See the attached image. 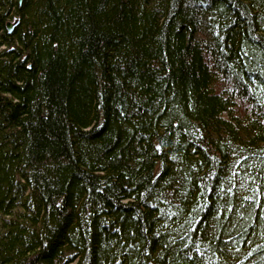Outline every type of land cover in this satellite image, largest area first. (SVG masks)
I'll return each instance as SVG.
<instances>
[{"label": "trees", "instance_id": "obj_1", "mask_svg": "<svg viewBox=\"0 0 264 264\" xmlns=\"http://www.w3.org/2000/svg\"><path fill=\"white\" fill-rule=\"evenodd\" d=\"M0 264H264V0H0Z\"/></svg>", "mask_w": 264, "mask_h": 264}, {"label": "water", "instance_id": "obj_2", "mask_svg": "<svg viewBox=\"0 0 264 264\" xmlns=\"http://www.w3.org/2000/svg\"><path fill=\"white\" fill-rule=\"evenodd\" d=\"M18 2L19 3H21L22 2V0H18ZM15 24H12V23H8L7 25H6V27H7V30L8 31H10L12 28H13V26H14Z\"/></svg>", "mask_w": 264, "mask_h": 264}]
</instances>
